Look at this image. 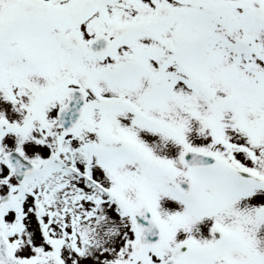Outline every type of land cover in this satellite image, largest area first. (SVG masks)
<instances>
[{"label": "snow or ice", "instance_id": "snow-or-ice-1", "mask_svg": "<svg viewBox=\"0 0 264 264\" xmlns=\"http://www.w3.org/2000/svg\"><path fill=\"white\" fill-rule=\"evenodd\" d=\"M0 264H264V0H0Z\"/></svg>", "mask_w": 264, "mask_h": 264}]
</instances>
